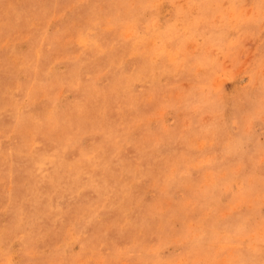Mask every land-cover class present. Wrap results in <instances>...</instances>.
<instances>
[{"label": "rangeland", "instance_id": "1", "mask_svg": "<svg viewBox=\"0 0 264 264\" xmlns=\"http://www.w3.org/2000/svg\"><path fill=\"white\" fill-rule=\"evenodd\" d=\"M0 264H264V0H0Z\"/></svg>", "mask_w": 264, "mask_h": 264}, {"label": "bare ground", "instance_id": "2", "mask_svg": "<svg viewBox=\"0 0 264 264\" xmlns=\"http://www.w3.org/2000/svg\"><path fill=\"white\" fill-rule=\"evenodd\" d=\"M110 163V162H109ZM109 169V168H108ZM54 177V176H53ZM51 179V178H50ZM69 195H70V193H69ZM70 197V196H69ZM72 197V196H71ZM75 197V196H74ZM68 199V198H67ZM37 200V199H36Z\"/></svg>", "mask_w": 264, "mask_h": 264}]
</instances>
